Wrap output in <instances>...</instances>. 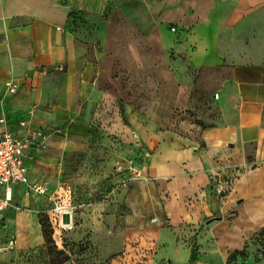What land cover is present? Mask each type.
Listing matches in <instances>:
<instances>
[{
	"label": "rangeland",
	"instance_id": "1",
	"mask_svg": "<svg viewBox=\"0 0 264 264\" xmlns=\"http://www.w3.org/2000/svg\"><path fill=\"white\" fill-rule=\"evenodd\" d=\"M125 1L92 25L83 57L92 63V91L78 99V118L57 126L63 130L54 135L78 148L61 140L49 151L47 144L30 166L32 186L45 192L18 193L0 213V264H184L189 258L190 250L180 247L159 257L153 245L139 248L136 226L158 224L155 214H142L152 183L147 159L170 138H192L218 118L211 93L217 73L199 64L194 20L186 12L198 4L205 13L210 3L177 0L179 7H170V0H154L139 15L131 6L136 0ZM258 12L261 32L264 7ZM75 125L84 126L69 137ZM263 230L227 264H264ZM178 236L190 248L198 242L193 226ZM216 259L222 264L221 253Z\"/></svg>",
	"mask_w": 264,
	"mask_h": 264
},
{
	"label": "crops",
	"instance_id": "2",
	"mask_svg": "<svg viewBox=\"0 0 264 264\" xmlns=\"http://www.w3.org/2000/svg\"><path fill=\"white\" fill-rule=\"evenodd\" d=\"M121 1L0 0V98L9 81L20 85L7 106L13 133H19L24 120L40 129L78 118V99L92 91V63L83 58L92 44V25L103 23L106 12ZM136 1L131 6L139 15L154 2ZM176 1L170 0V7H179ZM204 1L210 3L205 13L198 4L186 12L194 20L191 35L199 64L217 73L211 93L218 118L192 138H170L147 159L152 183L142 214H155L158 224L140 222L136 230L139 248L153 245L158 257L171 247L189 249L188 264L193 247L178 233L193 226L196 263L218 264L221 253L227 264L226 258L244 250L264 225V30L256 27L264 0ZM83 126H73L69 137ZM61 140L52 135L47 149L54 150ZM62 141L78 148L69 139ZM234 173L239 176L230 182ZM216 176L224 177L222 198L214 191ZM18 193L26 195L17 187L14 199ZM146 255L143 260L151 262V254Z\"/></svg>",
	"mask_w": 264,
	"mask_h": 264
},
{
	"label": "built area",
	"instance_id": "3",
	"mask_svg": "<svg viewBox=\"0 0 264 264\" xmlns=\"http://www.w3.org/2000/svg\"><path fill=\"white\" fill-rule=\"evenodd\" d=\"M19 89L17 81L11 80L6 84L4 96L0 98V213L12 206L17 187H23L29 197L45 192L41 186H32L28 163L45 150L52 135L60 134L63 130L57 126L32 129L30 122L24 120L20 123L19 133H13L7 106L9 98L16 95ZM212 182L216 196L222 197L225 193L224 177L216 176Z\"/></svg>",
	"mask_w": 264,
	"mask_h": 264
},
{
	"label": "trees",
	"instance_id": "4",
	"mask_svg": "<svg viewBox=\"0 0 264 264\" xmlns=\"http://www.w3.org/2000/svg\"><path fill=\"white\" fill-rule=\"evenodd\" d=\"M260 236L264 237V230L261 232ZM247 247H248V244H247V246L244 248V250L235 252V253L232 254L229 258L232 260V259H234L235 256H237V255H244L245 252H246ZM198 250H199V249H198V246H197V244H195V245L193 246V249H192V256H191V259H190V261H189L188 264H193V263H195V262L197 261Z\"/></svg>",
	"mask_w": 264,
	"mask_h": 264
}]
</instances>
